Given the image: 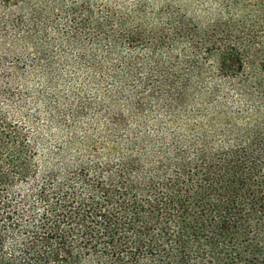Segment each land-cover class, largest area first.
I'll return each mask as SVG.
<instances>
[{
    "label": "trees",
    "instance_id": "obj_1",
    "mask_svg": "<svg viewBox=\"0 0 264 264\" xmlns=\"http://www.w3.org/2000/svg\"><path fill=\"white\" fill-rule=\"evenodd\" d=\"M153 1L0 0V264H264V0Z\"/></svg>",
    "mask_w": 264,
    "mask_h": 264
},
{
    "label": "rangeland",
    "instance_id": "obj_2",
    "mask_svg": "<svg viewBox=\"0 0 264 264\" xmlns=\"http://www.w3.org/2000/svg\"><path fill=\"white\" fill-rule=\"evenodd\" d=\"M206 2L205 11H199L202 10L199 6L200 4L197 2V0H154L153 5L154 6H161L162 4L168 3L170 6L174 7H180L187 11H195L196 14H205L208 15L207 18L212 19L214 18L217 13L221 14L223 18L225 17H231L235 20L238 19V17L245 21L246 17L249 15V8L243 4L242 6H236L231 9L224 8L225 2H222V0H204ZM204 2H203V8H204ZM259 100V97L256 96V94H252L249 96V98L246 100V102H257ZM245 102V101H243ZM47 145L43 141L41 142L39 152H40V159L42 162H45L48 157L49 149L46 148Z\"/></svg>",
    "mask_w": 264,
    "mask_h": 264
}]
</instances>
